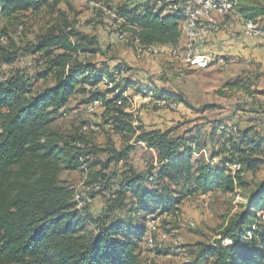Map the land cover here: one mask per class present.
Returning <instances> with one entry per match:
<instances>
[{
  "label": "trees",
  "instance_id": "obj_1",
  "mask_svg": "<svg viewBox=\"0 0 264 264\" xmlns=\"http://www.w3.org/2000/svg\"><path fill=\"white\" fill-rule=\"evenodd\" d=\"M63 1L0 0V16L11 19L45 7L54 11ZM129 1L123 0L115 10L141 45L178 47L183 19L179 13L162 15V8L150 1L141 8L128 9ZM238 13L245 21L263 27L260 21H264V0H239ZM94 43L72 29L47 31L24 51L46 60V71L41 77L52 76V87L33 94L22 77L0 83V264H141L137 251L146 234L145 218L178 213L181 197L149 189V182L154 181L152 176L130 171L117 183L111 177H100V173L89 176L95 165L107 170L111 163H122L132 148L127 145L119 152L108 150L111 157L106 163L86 166V158L100 151L81 148L84 143L81 136L64 140L51 131L74 95L91 93L87 103L101 101L103 127L127 143L133 140L156 153L161 178L172 183L180 176L191 180L188 193L246 192L249 183L243 176L256 173L264 164L261 158L264 136L250 128L238 134L237 141L232 140L231 159L220 160V166L200 163L191 175L190 147L184 150L177 146L169 132L138 131L131 116L124 113L126 100L122 94L131 85L121 86L118 80L121 71L106 73L105 69L79 61L81 55L97 52L92 49ZM15 58L16 52L4 53L1 60L11 63ZM103 78L112 86L106 95L96 92ZM136 92L142 96L151 92L156 99L180 104L153 89ZM227 164L238 165L240 169L232 176ZM62 169L86 172L87 183L98 185V194L113 192L112 201L119 205L128 196L132 198L135 205L129 209V221L107 228L94 223L93 236L83 239L80 234L85 217L74 210L73 191L59 185ZM92 177L95 179L91 180ZM248 192L244 194L247 202L243 209L219 228L217 239L211 244L198 245L195 256L186 264H264V227L256 218V212L264 209V178ZM152 205L160 208L159 214L151 211ZM131 213H139V218H132Z\"/></svg>",
  "mask_w": 264,
  "mask_h": 264
},
{
  "label": "rangeland",
  "instance_id": "obj_2",
  "mask_svg": "<svg viewBox=\"0 0 264 264\" xmlns=\"http://www.w3.org/2000/svg\"><path fill=\"white\" fill-rule=\"evenodd\" d=\"M183 1L186 3V0H180L181 5L185 4ZM123 3V0H64L54 11L45 7L38 12L20 14L11 19L0 16V83L19 76L29 85L33 94L52 87V76L41 77L46 71V60L24 49L35 44L47 31L55 28L72 29L96 42L92 49L97 52L81 55L79 61L99 70L105 69L106 73L121 71L118 77L121 86L125 83L131 85L122 96L126 100L124 113L131 116L133 126L140 132H169V137L177 146L181 145L184 150L190 147L193 152L189 161L191 175L200 163L220 166V160L231 159L232 140L237 141L238 134L241 135L245 129L251 128L264 136V42L245 43L263 40L247 39L238 23L231 29L210 36L209 39L225 34L245 41L241 40L245 44L242 45L241 53L233 57L216 54L227 60L225 68L189 67L179 60L170 59L166 54L136 57L132 43L136 38L133 31L125 24L115 23V19L107 13ZM115 24L119 26L118 31L127 35L126 41L115 38ZM260 24L264 27V21H260ZM239 29L241 33H237ZM184 44L185 39L180 34L178 47ZM13 52H16L14 61L5 63L1 60L4 53ZM21 63L30 65L23 67ZM111 87L109 82L102 81L96 92L106 95ZM148 88L169 95L180 101V104L169 102V106L162 109L152 107L151 103L156 99L148 97L145 100L141 93L136 92ZM87 91L93 90L87 88ZM90 94L74 95L52 125L51 131L61 135L64 140L81 136L84 139L81 148L98 149L100 152L97 155L86 158V166L104 164L111 157L108 150L119 152L130 146L132 150L125 161L117 165L111 163L107 170L95 165L91 167L89 176L100 173V177H111L117 183L132 171L153 177L149 189L181 197L177 215L162 216L157 230L152 234V244L143 238L137 253L141 264H186L195 256L198 245L211 244L217 239L219 228L243 209L247 202L244 194L249 193L255 183L264 178V164L256 173L243 176L244 181L249 183L246 192L211 190L207 193H188L191 180L180 176L177 182L172 183L161 178L156 153L139 147L133 140L127 143L120 135L103 127L102 111L88 113ZM89 125L98 126L99 132L80 135L82 129ZM228 130L229 133L226 132ZM261 153L264 159V150ZM234 174L231 171V175ZM85 175L86 172L82 170L62 169L58 182L60 186L73 191ZM202 195L209 196L207 207L199 202ZM92 196V204L82 212L85 218H82L83 231L80 235L83 239L93 236L94 223L107 228L129 221V209L135 205L132 198L128 196V200L119 205L105 194L94 193ZM150 209L155 214L160 213V208L153 205ZM256 218L264 227V209L256 212ZM163 235L166 240H162Z\"/></svg>",
  "mask_w": 264,
  "mask_h": 264
},
{
  "label": "built area",
  "instance_id": "obj_3",
  "mask_svg": "<svg viewBox=\"0 0 264 264\" xmlns=\"http://www.w3.org/2000/svg\"><path fill=\"white\" fill-rule=\"evenodd\" d=\"M151 3H155L157 8H162V15L179 13L182 16V21L179 25L180 34L185 39V44L181 48H172L170 46H158L140 44L137 38H134L132 43L135 48L136 57L142 56H158L166 54L170 59L179 60L185 66L205 68L207 66H217L225 68L227 66V60L217 57L213 52L205 50V46L209 40V37L215 35L222 30H228L234 27L235 23H238L242 29V33L249 40H263L264 41V28L258 24L245 21L238 13L239 0H192L188 4H182L180 0H149ZM108 15L115 19V23L118 25H124L125 21L117 14L116 10H108ZM218 19H222L219 21ZM126 25V24H125ZM119 26L115 24V38L126 41L127 35L118 31ZM2 40V39H1ZM200 60L201 62H199ZM30 64L21 63V66L26 67ZM106 82L105 79H103ZM145 100L148 97H153L151 92H148L145 96ZM176 105V104H175ZM152 107L165 108L169 106V102L164 99H156L151 103ZM104 111L102 102L99 100H93L89 103L88 113H94L95 111ZM98 126L89 125L84 127L80 135L86 133H98ZM226 132H230L229 130ZM139 147L147 149L143 144L136 143ZM146 165V164H145ZM227 167L233 171H239L238 165H227ZM100 187L98 185H89L87 183V177L84 176L81 182L73 189L72 202L74 210L82 215L83 209L89 206L93 202V194L98 193ZM113 192H105L103 194L114 198ZM208 195H202L200 197V203L204 207L208 206ZM132 218H139V213H131ZM161 217H149L145 218L146 234L144 239L149 244H152V234L157 230ZM162 240H166V236L161 237Z\"/></svg>",
  "mask_w": 264,
  "mask_h": 264
},
{
  "label": "crops",
  "instance_id": "obj_4",
  "mask_svg": "<svg viewBox=\"0 0 264 264\" xmlns=\"http://www.w3.org/2000/svg\"><path fill=\"white\" fill-rule=\"evenodd\" d=\"M149 0H131L129 3H127V8H141L146 2L148 3ZM184 2V1H183ZM191 0H186V4L190 3ZM122 5V4H121ZM121 5L117 7H121ZM237 33H241V30H237ZM243 39H240V37H235V36H228V35H219L216 37H212L209 39L205 46V50L208 52H213L217 55H226L229 57H233L235 54L241 51L242 45L243 44ZM264 41H247L245 43L247 44H261ZM182 48V47H181ZM245 48V47H244ZM247 49V48H246ZM247 51V50H245ZM241 53V52H240Z\"/></svg>",
  "mask_w": 264,
  "mask_h": 264
},
{
  "label": "bare ground",
  "instance_id": "obj_5",
  "mask_svg": "<svg viewBox=\"0 0 264 264\" xmlns=\"http://www.w3.org/2000/svg\"><path fill=\"white\" fill-rule=\"evenodd\" d=\"M199 62H201L200 60H198Z\"/></svg>",
  "mask_w": 264,
  "mask_h": 264
}]
</instances>
